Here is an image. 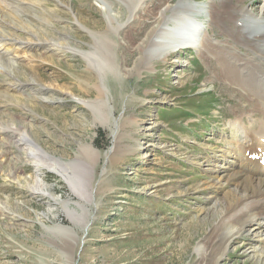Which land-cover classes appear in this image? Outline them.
I'll return each instance as SVG.
<instances>
[{"label":"rangeland","instance_id":"obj_1","mask_svg":"<svg viewBox=\"0 0 264 264\" xmlns=\"http://www.w3.org/2000/svg\"><path fill=\"white\" fill-rule=\"evenodd\" d=\"M12 1L19 2L13 14L7 7L0 10L1 26L19 41L36 36L40 42L16 54L15 41L13 48L0 47L2 57L7 52L8 58L16 57L12 72L0 67V90L8 88L11 96L0 95L2 120L11 114L5 123L23 125L61 162L81 158L88 194L71 190L46 168L41 177L47 191L31 195L22 178L33 176L34 167L16 132L8 158L20 182L6 175L8 161L0 154V264H199L198 246L222 216L217 211L221 182L212 163L225 168L220 156L237 147H227L232 131H242L233 117L241 107L249 115L250 107L192 49H179L165 60L148 52L163 24L168 26L164 41L176 37L179 14L189 5L204 8L199 19L205 22L192 18L199 37L209 32L211 42L223 43L225 37L211 35L219 30L208 24L209 5L230 7L234 1L103 0L104 6L96 0ZM253 1L242 7L264 15V0ZM166 5L169 10L157 18ZM104 7L114 21L100 13ZM103 31L106 48L100 35L92 36ZM53 41L81 53L42 52L40 47ZM242 53L235 50L237 56ZM30 55L38 58L35 63ZM15 86L31 89L15 91ZM2 138L0 147L7 144ZM85 148L93 150L88 163ZM229 153L231 162L235 155ZM76 166L65 168L80 174L82 166ZM257 235L242 233L218 264H264V256L255 253L256 241L264 237Z\"/></svg>","mask_w":264,"mask_h":264},{"label":"bare ground","instance_id":"obj_2","mask_svg":"<svg viewBox=\"0 0 264 264\" xmlns=\"http://www.w3.org/2000/svg\"><path fill=\"white\" fill-rule=\"evenodd\" d=\"M31 1L37 2L38 0ZM96 1L103 5V0ZM233 1L234 2H232L230 7H226L224 4L209 5L208 24L212 28H217L219 30V32L216 33L214 30H212L211 35L218 39L220 37H225L226 40L223 43L211 42L208 37L209 32L204 33L203 37H199L197 31L198 22L195 23L192 18L196 16L197 19H199V17L204 13V8L200 6L197 8H191V5H189V7H186V10L184 6V13L182 12L179 14L180 24H178L176 28L178 37L176 35L177 38L175 37L174 39L172 38L168 41H164V38L167 35L165 29L168 26L163 24L162 27L158 28L159 30L157 32H154L156 35L154 39L150 41L152 48H149L148 52V55L151 57H154V54L157 52L156 57L165 60L172 53L178 51L179 49H192L193 52L195 51L200 57H202L203 61L209 65L211 68V73L214 71L218 80L225 81L227 83L226 88H228L230 92L233 93L234 90H239V93L242 95V99H239L240 103L250 107L249 115L246 112V108L241 107L236 110L239 113H236L237 116L233 117L234 123L237 121V119H239L238 123L240 124L242 131L240 133L232 131V140L230 145L224 141V143L228 145L227 147L237 145V147H230L227 149V151L229 150L230 153L235 155V157H233L234 160L231 162L227 161L228 159L226 155L229 152L226 153L227 151H223L220 158L223 159L221 160L226 165L225 168L216 165L217 160L213 161L214 163H212V172L216 174L219 182H221L217 189L221 190L223 193L221 195V200L224 198L225 203L222 205L221 200L217 201V203L222 206L221 209L217 210L218 212H221L222 216L215 227L211 229L210 233L205 237L204 242L198 246V250L200 253H202L199 264H218V261L223 257V254L229 250V246L236 239L241 238V234L245 231L252 230L253 232L258 233V237H261V235L264 237V166L260 165L258 161H252L250 159V154L254 155L258 153V149L260 151L264 148V15L261 14V9L259 8V12H256V9L242 7V5H244L248 0ZM260 1L262 0H254L253 4H255V2L259 3ZM16 3L19 2H13L12 0H0V10H5V7H7L10 8L8 13L10 12V14H13ZM138 3L136 2V4ZM105 7L103 8V12L100 13L103 16L105 15V17L108 16L109 19L114 21L115 18H113L112 12L110 10L107 11ZM137 7L138 6H136V8ZM178 7L181 6H176L174 11H176ZM163 8L164 9H160V13L158 14L157 18H159L166 10H169L168 5L163 6ZM180 10L182 11V9ZM149 11L150 10H148V12ZM131 13L133 12L131 11ZM161 19L163 21V18ZM201 20L199 19L200 23L206 21ZM175 23L176 21L174 24ZM1 24L2 23L0 22V47L13 48L12 42L15 41V48L12 49L15 54L17 53V50H27L28 47H30V43L33 45H38L40 42H38L39 38L37 39L36 36H34L29 42H27V39L26 41L20 39L19 41V39L14 37L15 33L13 34L10 30L6 29L5 26L2 27ZM223 25H225V27L220 28V26ZM106 31L101 33H92V36L100 35L97 37L98 41L103 42L102 45H104L105 48L107 47V44L104 42L107 33ZM185 37L191 41V43L186 41ZM17 40L19 42H17ZM64 45L65 43L58 44L57 42L53 41L52 44H49L44 48L40 47V49L43 50L42 52H49L54 56L63 54L65 49L71 53H81L79 52L80 50L77 51L75 49H71L70 47H66L64 49ZM238 48H242L244 51V53L239 54L240 56H237V53L235 54V50ZM8 54L12 55L11 52H7V55L2 57L3 52L0 51V67L5 70L8 69L12 72L16 62V57L12 56L8 58ZM29 58L32 59L34 63L38 59L34 55H30ZM110 60L111 58L108 59V61ZM107 64L110 63L108 62ZM238 83H240L241 86ZM24 89L27 90L31 88H26V86H15L13 88L15 91H22ZM41 93L42 92H40V94ZM0 95H5L4 97L11 98L8 88L0 90ZM10 115L11 114H6V116L3 117V119H5L2 120V115L0 114V136H3L2 144L3 140L7 141V147L4 145L5 143L2 147H0L1 156H6L5 161H8V170L5 171L6 175L10 178H13L17 182H20L19 174L15 172L12 166H9L11 159L9 160L8 155L10 151H12L11 148L13 144L16 142H22V144L19 146H25V148L22 149L23 151L27 152L28 161H30L34 167L33 176H24V178H22L23 182L26 183L25 188L30 192L31 195L45 194L47 191V189H45L47 184H45L41 177L43 169L46 170V168L55 172V174H59L70 186L71 190H75L81 196L87 195L88 193L85 188V178L87 177L85 174L87 171L82 166L84 161L78 157L75 158V160L71 163H64L61 162V160L50 156L46 151L43 150L41 146L37 145L35 141L32 140L34 138L30 137L31 133L29 134L25 127L22 128L23 125L21 127H14V125H12L13 122L10 124L5 123V120L9 119ZM254 116L256 117V120L254 119L250 121V117L253 118ZM12 119L13 118L11 117L10 120ZM16 132L18 135L15 142L13 140L15 138H13V135H16ZM16 145L18 146V144ZM89 149L90 151L87 150V148L84 149L85 156L89 157L88 160H85L87 163L91 159L90 152H93L91 148ZM76 164L82 166L80 173L81 175L76 171L73 173H68L66 171V165L70 167L74 166V168L78 169ZM13 174H15V176ZM228 186H233L235 189L231 190L228 188ZM67 202L65 201L61 203L67 205ZM4 208L7 210L5 205L2 207V209L4 210ZM71 213L74 215L73 218L77 220L81 219L82 217L75 211H72ZM82 227H84V225H82ZM255 244L257 247V249L255 248V253L258 254V256L263 257L264 238L257 240ZM259 244L260 247L258 246Z\"/></svg>","mask_w":264,"mask_h":264}]
</instances>
